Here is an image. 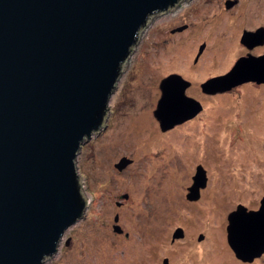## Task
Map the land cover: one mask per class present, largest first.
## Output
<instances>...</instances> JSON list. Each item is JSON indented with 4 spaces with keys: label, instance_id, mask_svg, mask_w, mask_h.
I'll use <instances>...</instances> for the list:
<instances>
[{
    "label": "rangeland",
    "instance_id": "1",
    "mask_svg": "<svg viewBox=\"0 0 264 264\" xmlns=\"http://www.w3.org/2000/svg\"><path fill=\"white\" fill-rule=\"evenodd\" d=\"M189 3L153 15L142 29L103 126L75 157L87 199L83 216L42 264H163L164 257L169 264H264V254L250 263L237 259L226 239L228 212L237 203L258 209L264 196V84L247 81L212 96L200 85L249 50L238 38L263 23L264 0H241L243 11L216 15L204 8L197 16L187 14ZM172 72L191 81L185 93L202 109L161 130L153 111L159 81ZM122 156L131 161L119 170L114 163ZM198 164L206 185L190 201L185 194ZM177 227L184 236L172 240Z\"/></svg>",
    "mask_w": 264,
    "mask_h": 264
},
{
    "label": "water",
    "instance_id": "2",
    "mask_svg": "<svg viewBox=\"0 0 264 264\" xmlns=\"http://www.w3.org/2000/svg\"><path fill=\"white\" fill-rule=\"evenodd\" d=\"M179 1L0 0V264H42L83 216L87 199L77 152L103 126L115 82L149 18ZM263 38V27L241 35L248 47ZM247 81L264 83V54L239 57L226 73L201 82V89L221 92ZM188 85L177 73L159 81L153 114L161 130L201 110L185 93ZM130 160L122 156L115 166L122 169ZM205 181L198 165L187 198H198ZM227 218L235 255H260L264 196L258 209L240 205ZM182 236L177 227L172 237Z\"/></svg>",
    "mask_w": 264,
    "mask_h": 264
},
{
    "label": "flooded vegetation",
    "instance_id": "3",
    "mask_svg": "<svg viewBox=\"0 0 264 264\" xmlns=\"http://www.w3.org/2000/svg\"><path fill=\"white\" fill-rule=\"evenodd\" d=\"M182 0H180L179 2H181ZM185 1V0H184ZM186 1H188V2H191V3H189L188 4V8H189V10H188V12H187V14L188 15H190V14H192V15H194V16H197V14L199 13V11L200 10H203L204 8L206 9L205 11L206 12H210V14H213V15H216V14H218V13H220V14H222V12L223 11H226V10H229V11H232V10H235V11H243L244 10V4H241V0H186ZM229 1H232V3H230ZM178 2V3H179ZM177 3V4H178ZM229 3V5H227ZM176 4V5H177ZM175 5V6H176ZM174 6V7H175ZM190 7H192V8H190ZM195 9H197L198 11H196V12H193V11H195ZM237 9V10H236ZM220 11H222V12H220ZM165 12V11H164ZM193 12V13H192ZM257 21H258V19H257ZM259 21H260V19H259ZM262 21V20H261ZM181 26H184L182 29H184V28H186L187 27V24L184 22V24H182ZM259 27H263L264 28V21H263V23L262 22H260V23H258V24H254L253 25V27L251 28V26L249 27H247V29H245L246 31H255L257 28H259ZM171 31L172 32H174V31H177V29H176V27L175 28H173V29H171ZM244 31V30H243ZM243 31L242 32H240L241 33V35H242V33H243ZM240 35V34H239ZM241 35L239 36V38H238V42H239V44L241 45V47L243 48V47H246L247 49H249V50H244V52H237L235 55H236V58H235V61H234V63L237 61V59L239 58V57H242V56H247V55H253V56H260V55H263L264 54V38L262 39V41H260L259 43H256V44H254L253 46H251V47H248L246 44H244L242 41H241ZM204 47V46H203ZM224 47V46H223ZM202 50H203V48H202ZM201 50V51H202ZM201 51L199 52V51H197V53H196V55H195V57H194V62H196L197 61V58H198V56H199V54L201 53ZM241 51V50H240ZM233 63V64H234ZM233 66V65H232ZM173 73V72H172ZM170 74V73H169ZM252 82H254V81H252ZM190 84L188 85V87H190V85H191V81L189 82ZM254 83H256V82H254ZM241 84V83H240ZM256 84H264V83H256ZM200 85H201V83H200ZM239 85V84H238ZM237 86V85H236ZM235 87V86H234ZM187 88V87H186ZM233 88V87H232ZM232 88H230V89H232ZM229 89V90H230ZM186 90V89H185ZM201 91H202V89H201ZM204 92V91H203ZM221 92H223V91H221ZM206 93V92H205ZM214 93H218V92H214ZM214 93H207V94H209L210 96H212V95H215ZM202 109V108H201ZM195 116V115H194ZM193 116V117H194ZM193 117H191V118H188V119H185L184 121H187V120H191ZM184 121H182V122H184ZM131 161V160H130ZM198 165H201V164H198ZM198 165H196V167L198 166ZM114 166H115V163H114ZM202 166V165H201ZM116 167V166H115ZM196 167H195V171H196ZM117 168V167H116ZM118 169V168H117ZM120 170V169H119ZM195 171H194V173L193 174H191V180H192V183H193V175L195 174ZM205 176H206V174H205ZM192 183H190L188 186H187V192H188V188H189V186H191V184ZM205 185H206V181H205ZM205 185L203 186V187H200V189H203L204 187H205ZM200 189H199V196H198V198H196V199H189V198H187V196H186V194H187V192H186V194H185V197L188 199V200H190V201H196L197 199H199V197H200ZM125 196V195H124ZM118 203V202H117ZM240 205H242V206H244L242 203H237L236 204V207L235 208H233V209H231L229 212H231V211H233V210H235L238 206H240ZM245 207V206H244ZM246 208V207H245ZM254 210V209H253ZM228 212V213H229ZM138 213H140V211H138ZM117 219V216L115 215L114 216V220H116ZM115 225H117V224H114L113 225V228H114V226ZM119 226V225H118ZM119 229L120 230H116L115 228H114V230L115 231H117V232H121V228L119 227ZM182 231H183V229H182ZM227 231V230H226ZM173 234V233H172ZM227 234V233H226ZM202 235V237H203V234H201ZM183 236H184V232H183ZM182 236V237H183ZM182 237H179V238H182ZM179 238H175V239H179ZM171 239L173 240L174 238L172 237V235H171ZM226 239H227V237H226ZM231 248V247H230ZM232 249V248H231ZM232 251H233V249H232ZM233 253H234V251H233ZM264 254V250L261 252V254L260 255H258V256H255L253 259H255V258H258V257H260L261 255H263ZM234 255H235V253H234ZM235 257L237 258V259H239V260H241L242 262H244V263H250V262H252L253 261V259L252 260H243V259H241V258H238L236 255H235Z\"/></svg>",
    "mask_w": 264,
    "mask_h": 264
}]
</instances>
